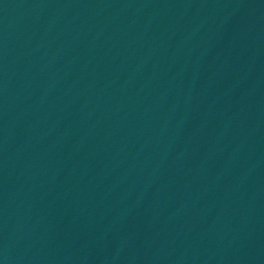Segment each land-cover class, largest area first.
<instances>
[{"label":"water","instance_id":"1","mask_svg":"<svg viewBox=\"0 0 264 264\" xmlns=\"http://www.w3.org/2000/svg\"><path fill=\"white\" fill-rule=\"evenodd\" d=\"M0 264H264V0H0Z\"/></svg>","mask_w":264,"mask_h":264}]
</instances>
